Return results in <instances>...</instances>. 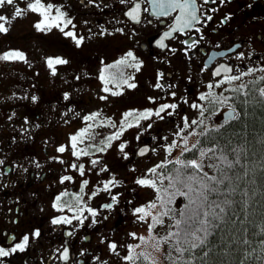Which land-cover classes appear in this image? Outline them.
Masks as SVG:
<instances>
[{
    "label": "flooded vegetation",
    "instance_id": "flooded-vegetation-1",
    "mask_svg": "<svg viewBox=\"0 0 264 264\" xmlns=\"http://www.w3.org/2000/svg\"><path fill=\"white\" fill-rule=\"evenodd\" d=\"M25 2L17 4L24 7ZM48 2L56 6L57 3L64 4L69 8L62 9L75 24V28L70 25L69 29L84 37V40L79 47L75 45L73 53L67 54L65 48L61 50L65 53L63 59L68 63L57 65L56 74L53 75L46 59L58 57V54H55L58 43L55 40L53 45H48L40 42L39 37L44 38L57 33L58 29L54 28L47 32L36 30L34 24L39 17L28 13L27 15L32 16L34 20L33 25L21 32L25 34L23 40L34 38L33 41H37L40 52L43 51L47 56L43 53L34 56V59L25 55V60H0V161H3V164H0V247L7 250L20 243L24 235L30 237L24 251L17 250L8 256L0 257V264H121L120 231L124 221L122 205H119L120 184L111 187V195L105 198L96 195L97 199L95 197L88 199L93 190L102 189L103 181L112 177L119 181V178L107 174L104 179L99 180L98 177H102L104 172H99L100 164L95 167L90 164L94 155L77 160L71 155L70 150L62 154L56 151L60 145H68L70 135L84 126L75 113H80L81 116L89 113L83 107V102H77V99L71 98L70 95L67 102H60L66 107L63 112L67 111V115L72 119L69 126L65 124L68 119L55 112L59 99L57 78L65 74L70 76L79 71L83 72L88 67L90 57L95 53L99 56V52L90 53L88 28L97 35V39L92 43H99L98 45L108 49V55L97 58L94 64L99 62L101 64L104 59L108 60L107 64L114 63L113 60L132 51L141 62L142 72L143 68H148L149 71L151 67L145 78H142L145 81L148 102L146 107L138 109L155 110L163 103L178 105L172 116L162 114L165 115L164 120L153 116L147 122L148 125L152 124L151 135L139 145L147 143L151 145V149L156 148L153 137L174 138L172 134L180 124V113L197 114L198 111L192 109L190 104L195 102L201 105L204 101L198 99L200 94L217 92L229 85L224 84L212 89L207 87L209 83L215 85L224 77V73L220 76L213 75L216 67L221 64L231 66L234 70L231 74H236L237 69L264 67V0H224V3L220 0L211 3L209 0L207 4H204L203 0H197V5H202L201 11L197 13L201 16L202 24H197L196 27L202 29L204 39L190 50L180 41L189 37L198 39L199 34L194 30L186 29L185 35L173 33V37L178 38L165 39L167 48H161L156 43L164 32L170 31L169 26L174 23L179 12L157 17L152 14L153 9L148 0H127L125 4H121L120 0H48ZM135 3L141 6L140 23L132 21L125 15ZM8 7L13 11L12 6H6L0 9V14L8 16ZM145 8L148 9L147 12L144 11ZM27 15L23 17L27 19ZM206 16H211L212 19L207 20ZM13 28L14 24L10 23L9 31L0 33V54L9 50H20L17 47L9 48V40L18 41L12 33ZM237 45L239 47H236ZM240 53L244 54L243 59L237 58ZM112 71L116 72L117 69ZM130 73L135 74L134 79L130 80L134 82L137 72L133 68H126L125 78L129 77ZM159 73H163L162 78L159 77ZM158 81L163 85L162 88L155 87ZM170 85L174 87H169ZM109 87L116 88L112 84ZM173 92L175 96L171 95ZM64 94L62 91L60 95L63 97ZM33 96L37 98L35 101L32 100ZM149 97L154 98L155 103L150 101ZM88 102L89 100L84 105ZM128 105L133 106L132 102ZM225 107L226 104L223 105L222 111L226 109ZM69 109L72 111L69 112ZM122 114L119 112V122ZM106 118L109 116L104 114L99 119L106 124ZM114 122H117L116 119ZM63 127H71L63 132L68 131L65 138L62 136ZM98 128L104 129L99 126L94 129ZM99 134L97 130L94 132L96 136ZM135 137L136 133L132 134V138L129 137L133 144ZM175 139L179 142L180 137ZM149 153L153 152L150 150ZM60 160L64 163H60ZM73 162L85 165L84 177H81L78 171L69 168ZM61 173L62 176H72L73 180L60 183ZM84 179L89 183L82 195L89 206L98 211V215L94 218L89 216L83 225L75 220L72 224L53 225L52 218L72 215L66 210L61 213L53 209L54 197L68 191L69 196L64 199H71V194L80 192ZM112 195H117V202H112ZM110 203L111 208H102V205ZM85 215L88 216V213ZM93 219L97 223L93 224ZM37 229L41 235L34 237L32 233ZM69 232L73 234L67 235ZM110 242L118 245L117 252L109 249ZM64 246L69 250L67 261L60 258Z\"/></svg>",
    "mask_w": 264,
    "mask_h": 264
},
{
    "label": "snow or ice",
    "instance_id": "snow-or-ice-1",
    "mask_svg": "<svg viewBox=\"0 0 264 264\" xmlns=\"http://www.w3.org/2000/svg\"><path fill=\"white\" fill-rule=\"evenodd\" d=\"M127 0H120L121 4H125ZM224 3V0H220ZM148 3L152 6L153 13L157 17L168 16L171 13L179 12L175 17V21L169 26L170 31L163 33V36L156 41V43L161 48H167L168 45L164 43L165 39L168 38H178L173 37V33H178L179 35H185V30H194L195 33L199 34V38L189 37V39L181 40V44L187 46L190 50L200 43V40L204 39L202 29L196 27L197 24H202L201 16L197 13L201 11L202 5H197V0H148ZM204 4L209 3V0H203ZM211 3H216V0H211ZM6 6H12L13 13L11 17L0 14V33H7L9 31V26L11 20L23 17L28 13L36 14L39 19L34 24L36 30L40 32L51 31L52 29H58L64 36L71 38L75 41L77 47H79L84 37L79 36L76 32L69 29L71 25L75 28L72 18H70L65 11L61 10V7L56 6L48 0H26L24 7H20L17 4V0H0V9ZM216 9H212L215 11ZM140 11L141 6L139 3H135L133 7H130L125 15L136 23H140ZM145 12L148 11L147 8L144 9ZM207 20H211V16H206ZM151 23V21H148ZM117 31H123V29H117ZM191 40V44H189ZM236 47H239L237 45ZM175 52L176 49H170ZM238 59H243L244 54L240 53L237 57ZM25 55L19 50H9L0 54V60H25ZM46 63L53 75L56 74V66L67 64L68 61L61 57H48ZM103 63V62H102ZM131 67L136 71L141 68V62L133 54L132 51H128L123 57L115 61L113 64H104L100 69L98 79L102 82V91L104 93H109L112 96L121 95L119 91H113L109 85L112 84L116 88H120L122 85H126L128 88H136L135 83H130L133 80V76L125 78L123 72L119 71L122 68ZM113 69H117L113 72ZM264 72V67L258 69ZM233 67L221 64L215 68L213 75L220 76L224 73L222 80L216 82L215 85L209 83L207 87L212 89L213 87H220L224 84H231L234 81H239L243 76L249 75L257 71L254 67H247L246 69H237L236 74L233 73ZM159 77H163V73H159ZM264 79V77H261ZM156 88H162L163 85L159 81L155 84ZM169 87H174L170 85ZM245 85L241 84L238 88H233V92H240ZM228 89H225L227 91ZM260 97H264V88L257 89ZM175 96V93H171ZM69 94H64V99H68ZM108 97L101 96V100H106ZM37 98L32 97L35 101ZM198 99L200 101H208L209 108L212 109L210 114H215L216 105L227 104L230 97L221 95H216L212 92L202 93L199 95ZM149 100L155 103L154 98L149 97ZM185 103L187 101L185 100ZM178 107L177 104L163 103L153 109L139 110H129L122 114V118L119 125L114 123L111 118H106L107 125L118 130L113 132L111 135L100 141V144L91 143L94 139L93 130L95 127H104L105 121L100 120L101 113L99 111L87 113L80 115V113H75V116L79 117L84 124L83 127L78 129L74 134L69 137L68 145H60L57 147L56 151L58 153H64L68 150L71 151V155L79 160L81 157H88L95 155V153H103L108 148L112 146L113 141H117L123 135V133L132 127H140V122L143 120H149L153 116L159 118L160 120L165 119V115L172 116L174 110ZM190 107L199 112L201 117H204L205 112L208 111L205 107L198 103H191ZM173 111H169V110ZM72 109H69L71 112ZM67 115V113H66ZM131 118V120L129 119ZM239 119V114L236 112L235 108L229 106V112L225 117V123L231 120ZM182 124L176 126V131L172 134L173 139L169 140L168 136L160 137L159 139L165 141L166 143L159 144L158 147L163 149L168 156H171L173 150L181 147L180 143L175 139V137H180L183 140V148L181 155L176 157L174 160H164L160 163L148 168L141 176L135 179V184L143 187L152 189L155 193L154 199L148 201L147 203L134 207L133 216L137 221L146 223L149 233H152L157 225L164 226L163 217H167L173 212V209L169 205L173 204L177 196L184 197L187 203L179 210V218H174V224L170 227L174 228L175 231H168L163 237H160L157 243L154 245L156 250H159V243L163 241L165 243L172 241L171 247L177 254L175 259H173V264H210L208 259L210 253H214L216 250L213 245L219 243V254H223L226 257L232 256L235 253H239V258L236 260L235 264H249V258L257 252V248L261 254H264V212H261L259 218L257 219L253 213H247L246 215H237L235 208H239L241 212H245L249 206V202L252 197L256 194L253 188H248L245 190L239 185L233 186V177L239 180L242 177H249V173L253 172V169L248 167L247 164H241V156L243 154V149L238 147H233L231 141H226L224 146H221L220 141L217 139H211L209 144L205 141L207 146H200V141L197 144H193L191 148L188 147V141L182 133L187 129H193L189 135H196L193 126H203L204 120L189 119L188 116L181 117ZM152 124L148 125L151 128ZM224 127L223 124L218 125L214 130L219 132V129ZM200 135H207L204 128H201ZM223 138V137H221ZM139 139V135H137ZM153 139H157L153 137ZM87 142V143H86ZM264 143V141H262ZM84 145V147H81ZM126 142L120 143L118 149L123 153V158L128 159V153L125 150ZM150 149L148 147L141 148L137 153L140 156H144L148 153ZM152 152L157 151V148H152ZM185 153H191L190 156H185ZM181 157H184L183 159ZM231 157V158H230ZM53 159H59V157H53ZM209 161L205 163V161ZM212 161H218L215 163ZM60 163H64L60 160ZM3 164V161H0ZM90 164L95 167L100 164V160L91 159ZM172 164L171 169L168 165ZM239 167L240 175H237L235 171L236 166ZM39 167V165H37ZM264 168V164L260 165ZM69 168L74 169L79 172L81 177L85 176V165L83 163H71ZM205 168L215 169L219 175H210ZM109 169L107 166L99 168V172H107ZM135 171V169H132ZM231 172V176L229 175ZM99 174V173H98ZM264 176V172L261 173ZM73 177L70 175H64L60 178V183L66 181H72ZM167 180L165 185L164 181ZM89 181L87 179L82 180L79 193L71 194V199L65 200L64 197L69 196L68 191H63L57 194L52 203L53 209L58 212L72 213L71 216L61 215L54 217L51 220L53 225L58 224H72L73 220L78 221L79 224L83 225L84 220L88 219L89 216L96 217L98 211L85 201L84 193L85 187L88 185ZM120 183L115 177L107 181H103L102 189L93 190L91 195L88 197L91 200L93 197L98 195L99 191H110L111 187H115ZM249 183H254V180L249 179ZM221 186H223L221 188ZM239 192L240 198L235 199V194ZM111 200L113 203L117 202V195H112ZM131 203V201H129ZM253 203H255L253 201ZM235 206V208H234ZM112 204H104L102 208H111ZM160 208L161 211H156ZM88 213V216L85 215ZM107 219V217H105ZM150 221V222H149ZM95 224L97 221L92 220ZM73 233L69 232L67 235L71 236ZM247 234V235H246ZM34 237H39L41 235L40 231L34 230L32 233ZM129 235L134 239H139L140 241H146L144 236H137L136 233H129ZM259 237V240L254 241L253 237ZM174 238V239H173ZM211 238V240H210ZM29 235H24L21 242L15 244L10 249H5L0 247V257L8 256L10 253H14L17 250L24 251L26 246L29 244ZM255 244V246H253ZM241 245L243 247H241ZM109 249L112 252H117L118 245L115 242L109 243ZM139 245H126L127 254L123 257L125 261L134 262L143 258V260H149V255L141 252L136 253L135 248ZM59 251V250H58ZM83 254V253H81ZM187 254V258H185ZM60 258L64 261L69 260V250L67 246L63 247ZM169 258L172 259L169 254ZM259 258V257H256ZM155 264V261L152 262ZM216 264H221L217 261ZM264 264V262H262Z\"/></svg>",
    "mask_w": 264,
    "mask_h": 264
},
{
    "label": "rangeland",
    "instance_id": "rangeland-1",
    "mask_svg": "<svg viewBox=\"0 0 264 264\" xmlns=\"http://www.w3.org/2000/svg\"><path fill=\"white\" fill-rule=\"evenodd\" d=\"M26 1V0H18L17 2ZM8 17L12 16V9L8 7ZM37 16L36 14H34ZM90 19V18H89ZM34 18L32 16L27 15V19L25 17H20L11 20V23L14 24V28L12 29V33L18 38L17 40H9V48H19L21 52L24 53V55H29L33 59L34 56H38L43 54L44 52H40L39 45L37 44V41L34 42V38H28L24 39V33H21L22 31L28 29L31 25H33ZM80 29V27H79ZM87 36L91 35V31L88 28L87 29ZM29 34H27L28 36ZM59 35V36H58ZM54 34L53 36L57 40L58 46L55 47L56 52L55 54H58V57L64 58L65 53H63L61 50L65 48V50L69 54L71 51H75V42H73L71 39H64L61 38L62 36L60 34ZM52 54L54 52L52 51ZM44 56H47L44 53ZM115 57V56H114ZM112 58V57H111ZM89 63V62H88ZM260 64L257 65L259 67ZM100 62L93 65H88L86 70L83 72H76L74 75L68 76L65 74L64 76H59L60 78H57V93L59 99L56 103V110L55 112L60 114L62 118H67L68 120L65 121V124L69 126V121H71V117L69 115H66V112H63L65 106H63L60 102H67L68 99H64V96L62 97V91L65 93L67 92L69 96L71 95V98L77 99V102H83V107H85L89 112H96L99 111L102 114L108 115L109 118L116 119V124L119 125V112L122 114L124 111V106H122V101L128 102V100H131V97L135 94L131 88H128L126 85H122L120 89H113V91H119L122 94L117 96H112L109 93H104L101 89L103 87L102 82L98 79L100 69H101ZM143 72L139 74V77L149 73L151 70V67L143 68ZM62 72V71H61ZM66 72V71H64ZM63 73V72H62ZM134 76L135 74L130 73L129 76ZM201 77V76H200ZM140 79V78H139ZM132 91V92H131ZM61 94V95H60ZM107 96L108 98L106 100H101V96ZM133 99L138 100L139 102L135 103L137 107H141L145 105V101L147 98L143 99V96L141 94H135ZM12 99V98H11ZM89 100L88 104L84 105V103ZM76 103V102H75ZM127 104V103H125ZM65 113V114H64ZM192 112H183L180 113V117L183 116H190ZM199 113V112H197ZM194 115V113H192ZM59 120V119H58ZM145 126V125H144ZM143 126V127H144ZM71 128V127H69ZM67 127L62 128V136H66L65 132ZM74 128V127H73ZM158 129V128H156ZM117 128L111 127L110 130L105 129H98L97 131L100 133V136L98 135L97 140L99 141L103 139V135L105 133H108L111 135L113 132L117 131ZM160 130V129H159ZM130 129H127L123 135L120 137L119 140L113 141L112 146L108 148L103 153H95L94 156H96L100 160V165L103 167L106 165L109 171L104 172L103 176H99L98 179H104L105 175L112 174L114 176H118L120 181V204L122 205L121 213H122V221L124 223L121 226V257H122V263L121 264H136V261L129 262L124 261L123 257L127 251L126 245L132 244V245H139V247L135 248V252L141 253V252H148L149 259L155 260L157 264H162L164 259V254L166 253V250L168 249V246H166L163 241H160L159 243V250H156L154 245L157 243V241L160 238V235L157 232V228L152 233L148 232L147 224L142 223L136 220V218L133 216V208L141 206L148 201L154 199L155 193L152 189L143 188L135 184V179L139 176H141L142 173H144L148 168L153 167L154 165L160 163L163 161L167 153L163 151V149H160L158 147V150L151 156H145L144 158H140L137 160L133 159V154H130V152H133L136 148V143L133 145V143L130 141L129 137L132 138V134H128ZM133 132V131H131ZM104 133V134H103ZM108 135V136H109ZM148 135V131L145 132L144 138ZM97 140L94 141V144L99 145L100 143L97 142ZM145 139H142L143 141ZM126 142L125 152L128 153V159L123 158V153H121L118 149V145L120 143ZM183 140L180 138V153L183 148L182 144ZM130 151V152H129ZM174 156H178L179 153L176 152L173 154ZM132 169H135V171H132ZM102 175V174H101ZM62 177V173L60 175ZM107 178V176H106ZM106 180V179H105ZM97 184V183H96ZM90 187V186H88ZM110 191H104L98 194L99 198H105L110 194ZM96 198V197H95ZM97 199V198H96ZM95 200V199H94ZM131 201V203H129ZM157 211V209H156ZM158 212V211H157ZM173 217V216H171ZM150 222V221H149ZM174 224V219L168 218L167 222L164 223V226H160V228L165 231L167 228H171L170 226ZM157 227V226H156ZM129 233H136L137 236H144L146 238V241H140L139 239L132 238Z\"/></svg>",
    "mask_w": 264,
    "mask_h": 264
},
{
    "label": "trees",
    "instance_id": "trees-1",
    "mask_svg": "<svg viewBox=\"0 0 264 264\" xmlns=\"http://www.w3.org/2000/svg\"><path fill=\"white\" fill-rule=\"evenodd\" d=\"M54 34L47 35V37H39V41L48 45H53L56 40L53 36ZM57 41V40H56ZM99 43H89L90 53L105 52L108 49L103 45H98ZM94 47V48H92ZM94 50V51H93ZM67 52V51H66ZM73 53V51H71ZM91 53V54H92ZM97 59L96 53L90 57L89 63L93 65L95 60ZM121 71V69H120ZM124 71V70H123ZM262 76H258L256 78H246V85L240 92H233L229 99L233 105L237 108V113L239 114V119L231 120L227 123L223 124L224 127L219 129V132L214 129L220 125L217 124L213 127L204 128L207 135H200L197 142L200 141V146H207L205 141L209 144L211 143V139H217L220 141L221 146L225 145L226 141H231V145L233 147H238L243 149V154L241 156V164H247L248 167L253 169V172L249 173V177H242L239 180H236L233 177V186L239 185L240 187L247 190L248 188H253L255 190V195L252 197V200L249 202V206L245 212H241L239 208H235L237 215H246L247 213H253V215L258 219L261 212H264V176L261 175L264 172V168H261L260 165L264 164V97H260L257 89L264 88V79H261ZM223 137V138H221ZM196 142V144H197ZM191 153H185V156H190ZM184 157H182L183 159ZM231 158V157H230ZM209 161H205L208 163ZM215 163H219L218 161H212ZM173 167L172 164L168 165V168L171 169ZM239 165L236 166L235 171L237 175H240ZM205 171H208L210 175H219V173L215 169L205 168ZM231 176V172H229ZM249 179L254 180V183H249ZM165 185L167 184V180L164 181ZM223 186H221L222 188ZM235 199L240 198V193L237 192L234 196ZM253 201L255 203H253ZM187 203V200L184 197L177 196L176 200L173 204L169 205L173 209V212L170 213L169 216L163 217L164 223L167 222L168 218L173 216L174 218H179L180 212L179 210L183 207L184 204ZM157 211H161L160 208H157ZM157 232L160 237H163L167 234L168 231H175L174 228H167L163 231L160 228V225H157ZM247 235V234H246ZM174 239V238H173ZM254 241L259 240V237H253ZM211 240V238H210ZM164 243L168 246L166 253L164 254V259L162 264H173V259L177 256L175 251L172 249L171 244L172 241ZM255 246V244L253 245ZM241 247H243L241 245ZM213 248L216 250L214 253H210V256L205 258L210 261V264H216L217 261H220L221 264H235L236 260L239 258V253H235L232 256L226 257L223 254H219V243L213 245ZM144 253H148L144 251ZM169 254L172 259L169 258ZM259 257V258H256ZM187 258V254L185 256ZM155 260H140L136 261V264H152ZM264 262V254H261L259 248H257V252L253 254L252 257L249 258V264H262ZM155 264H157L155 262Z\"/></svg>",
    "mask_w": 264,
    "mask_h": 264
},
{
    "label": "water",
    "instance_id": "water-1",
    "mask_svg": "<svg viewBox=\"0 0 264 264\" xmlns=\"http://www.w3.org/2000/svg\"><path fill=\"white\" fill-rule=\"evenodd\" d=\"M138 152H139V151H138ZM138 152H137V153H138ZM137 155H138V154H137Z\"/></svg>",
    "mask_w": 264,
    "mask_h": 264
}]
</instances>
